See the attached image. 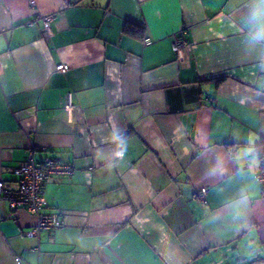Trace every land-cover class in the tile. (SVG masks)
I'll use <instances>...</instances> for the list:
<instances>
[{
  "label": "crops",
  "instance_id": "crops-1",
  "mask_svg": "<svg viewBox=\"0 0 264 264\" xmlns=\"http://www.w3.org/2000/svg\"><path fill=\"white\" fill-rule=\"evenodd\" d=\"M35 1L51 36L0 0V180L29 150L74 170L52 232L0 201V264H264V0Z\"/></svg>",
  "mask_w": 264,
  "mask_h": 264
},
{
  "label": "built area",
  "instance_id": "built-area-1",
  "mask_svg": "<svg viewBox=\"0 0 264 264\" xmlns=\"http://www.w3.org/2000/svg\"><path fill=\"white\" fill-rule=\"evenodd\" d=\"M31 8L34 9V17L27 22L32 26L37 21L40 22L41 30L47 36L52 35L51 22L53 14L40 13L36 8L35 0H28ZM185 30L174 34L172 46L175 53L181 58L187 54L188 45L185 39ZM150 37H144L143 43L149 44ZM56 69L65 72L67 67L59 64ZM68 106H71L68 103ZM33 150H29L26 158L20 162L14 169L13 173L17 176V185L15 188H5L4 183L0 180V201H5L12 212L18 209H25L36 218L35 223L25 230V234L32 237H39L42 231H54L63 227L64 218L58 213H44L42 209L46 204L43 193V187L46 182L54 177H69L73 173V165L63 161L53 155H48L41 161L34 158ZM121 156V155H118ZM257 179L264 184V171L259 170L256 174ZM206 187H200L196 192V199L205 202ZM2 216L0 215V220ZM16 264L22 263L20 256L14 255Z\"/></svg>",
  "mask_w": 264,
  "mask_h": 264
},
{
  "label": "trees",
  "instance_id": "trees-1",
  "mask_svg": "<svg viewBox=\"0 0 264 264\" xmlns=\"http://www.w3.org/2000/svg\"><path fill=\"white\" fill-rule=\"evenodd\" d=\"M126 28L129 26V24H126ZM223 79V77L217 78L216 81L219 82ZM258 162H259V168L261 171H264V137H261L259 141L254 146ZM58 158V157H57ZM264 186V185H262Z\"/></svg>",
  "mask_w": 264,
  "mask_h": 264
},
{
  "label": "clouds",
  "instance_id": "clouds-1",
  "mask_svg": "<svg viewBox=\"0 0 264 264\" xmlns=\"http://www.w3.org/2000/svg\"><path fill=\"white\" fill-rule=\"evenodd\" d=\"M261 38H264V34L261 35ZM118 155H122V153H117Z\"/></svg>",
  "mask_w": 264,
  "mask_h": 264
}]
</instances>
